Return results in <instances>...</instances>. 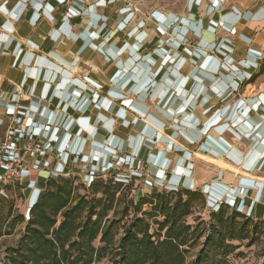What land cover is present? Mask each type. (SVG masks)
Wrapping results in <instances>:
<instances>
[{
  "label": "crops",
  "instance_id": "1",
  "mask_svg": "<svg viewBox=\"0 0 264 264\" xmlns=\"http://www.w3.org/2000/svg\"><path fill=\"white\" fill-rule=\"evenodd\" d=\"M16 108L62 159L29 158V208L118 164L264 220V0H0V138Z\"/></svg>",
  "mask_w": 264,
  "mask_h": 264
},
{
  "label": "trees",
  "instance_id": "2",
  "mask_svg": "<svg viewBox=\"0 0 264 264\" xmlns=\"http://www.w3.org/2000/svg\"><path fill=\"white\" fill-rule=\"evenodd\" d=\"M132 182L111 174L89 182L49 178L26 217L7 223L0 217V238L24 224L17 244L6 248L3 264H188L194 249L189 264H231L232 255L242 254L236 242L252 246L264 225L223 206L208 222L198 217L192 224L188 219L196 201L206 204L204 193L154 189L130 197Z\"/></svg>",
  "mask_w": 264,
  "mask_h": 264
},
{
  "label": "rangeland",
  "instance_id": "3",
  "mask_svg": "<svg viewBox=\"0 0 264 264\" xmlns=\"http://www.w3.org/2000/svg\"><path fill=\"white\" fill-rule=\"evenodd\" d=\"M114 165L116 166L118 164H114ZM82 169L84 170V173L82 172ZM88 169L89 167L78 168L71 176L77 177L80 181L81 180L86 181L85 172ZM118 169L117 171L114 170L116 173L111 175L114 176L116 180L127 182L126 180H122L121 178L118 177L125 178V176H122L119 173L129 174V170H125L120 165H118ZM79 173H81V176L79 175ZM148 177H150V175L146 173V178ZM129 179L130 178L127 179L128 182ZM130 185H131L130 187L131 189L129 192L130 197L133 196L136 197V193L138 194L139 191L140 194H144V193L150 194L152 192V190H146L144 188V185L138 181L133 180V182ZM149 208L150 207L148 206H144L143 210H149ZM29 209L30 208L28 206L27 196L25 195L22 186L18 182H13L9 184L8 187L5 189L4 193L0 195V217L6 223L7 221H9L10 218L16 217L18 215H24L26 217ZM211 212L212 211H210L207 204L203 205L200 200H197L194 215L188 219V222L194 224L195 223L194 219L198 217H201L202 219L208 222L210 220ZM23 230H24V224L19 223L16 225L14 230L11 231V234H5L0 238V264H3L6 248L10 246H15L17 244ZM258 232H259L258 240L252 246H247V241L241 243L236 242V244L238 245L241 244L240 249L238 251H240L242 254L240 256L232 255L230 257L231 264H262L263 263L264 225L259 226ZM196 252L197 249H194L190 252L188 264L192 261V259H194Z\"/></svg>",
  "mask_w": 264,
  "mask_h": 264
},
{
  "label": "built area",
  "instance_id": "4",
  "mask_svg": "<svg viewBox=\"0 0 264 264\" xmlns=\"http://www.w3.org/2000/svg\"><path fill=\"white\" fill-rule=\"evenodd\" d=\"M15 92L19 98L25 97V93L19 86H16ZM23 130V117L16 108L8 117L6 128L0 138V195L4 193L9 184L22 182L24 175L29 170L31 156L39 155L47 159L54 157L57 163H62L61 157L55 154L41 138L24 134ZM117 169L118 165H112L110 169L99 172L88 169L85 174H93L94 177H97L98 175L115 174L114 170L117 171ZM82 172L84 173L83 169ZM72 174L68 171L58 175L69 177ZM79 175L81 176V173Z\"/></svg>",
  "mask_w": 264,
  "mask_h": 264
}]
</instances>
